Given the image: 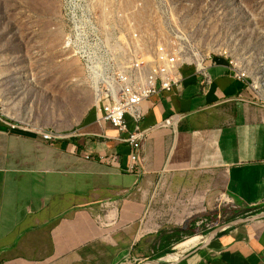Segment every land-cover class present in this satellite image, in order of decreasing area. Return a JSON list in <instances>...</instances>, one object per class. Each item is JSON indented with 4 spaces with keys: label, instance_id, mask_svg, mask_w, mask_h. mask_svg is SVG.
<instances>
[{
    "label": "crops",
    "instance_id": "crops-1",
    "mask_svg": "<svg viewBox=\"0 0 264 264\" xmlns=\"http://www.w3.org/2000/svg\"><path fill=\"white\" fill-rule=\"evenodd\" d=\"M208 65V93L194 68L185 67L178 87L143 104L137 162L125 142L129 134L100 121L95 106L74 131L62 133L33 120L31 105L25 113L0 105V264H124L135 256L156 264H264L262 219L201 236V243L173 261L165 260L171 254L160 257L156 231L138 230L147 200H210L214 178L219 189L227 181L235 188L233 173L264 168V126L223 113L249 101L247 80L231 73L226 57ZM228 121L235 126L229 134L205 135ZM128 127L134 129L130 117ZM43 133L63 138L45 141ZM110 206L122 208L106 216L104 230L96 220ZM117 219L122 228L113 227ZM151 243L158 251L147 256Z\"/></svg>",
    "mask_w": 264,
    "mask_h": 264
},
{
    "label": "rangeland",
    "instance_id": "rangeland-1",
    "mask_svg": "<svg viewBox=\"0 0 264 264\" xmlns=\"http://www.w3.org/2000/svg\"><path fill=\"white\" fill-rule=\"evenodd\" d=\"M168 1L177 6L191 56L226 57L244 76L242 80H247L249 101L239 107L240 112L233 107L223 113L255 118V125L264 126V0ZM65 32L63 0H0V105L17 106L23 113L31 105L33 120L70 133L94 106L95 93L85 81L80 62L64 49ZM60 113L64 117L57 121ZM234 127L232 121L223 122L205 135L221 138ZM231 131L234 136L240 134L235 129ZM233 176L239 187H228L227 181L225 188L219 189V181L213 179L211 186L215 189L211 188L210 200H147L138 230H144L146 235L156 231L161 238L183 232V242L176 244L178 237L171 242L173 255L181 251L179 245L194 237L260 214L248 210L264 208V168ZM255 188L261 195L254 197ZM116 208L121 211L122 206L102 209L96 220L99 228L105 230L106 216ZM113 227L122 228L120 220H114ZM190 232L194 233L192 237L187 235ZM155 244L159 245V239ZM155 244L153 254L149 251L147 256L157 254ZM145 258L130 257L124 264L153 262Z\"/></svg>",
    "mask_w": 264,
    "mask_h": 264
},
{
    "label": "built area",
    "instance_id": "built-area-1",
    "mask_svg": "<svg viewBox=\"0 0 264 264\" xmlns=\"http://www.w3.org/2000/svg\"><path fill=\"white\" fill-rule=\"evenodd\" d=\"M63 19L64 49L80 62L100 121L129 134L125 142L133 162L143 140L146 101L178 87L185 67L194 68L204 93L213 85L208 65L212 58L191 56L177 6L168 0H63ZM230 66L236 78H244L231 61ZM128 117L134 122L132 131ZM42 135L45 141L63 138Z\"/></svg>",
    "mask_w": 264,
    "mask_h": 264
},
{
    "label": "trees",
    "instance_id": "trees-1",
    "mask_svg": "<svg viewBox=\"0 0 264 264\" xmlns=\"http://www.w3.org/2000/svg\"><path fill=\"white\" fill-rule=\"evenodd\" d=\"M251 211H254L255 213H261V212H264V208L262 207H256V208H252L250 210H248V212H251ZM189 236H193L194 233L190 232L189 234H187ZM183 236V232H177V234H168V235H164L162 236L161 238V242H160V249H161V252L159 253L160 254V257H163V256H166L167 254H171L172 253V250H171V242L173 240V238L175 237H178V239H176V244H179L181 242H183V239L184 237L182 238Z\"/></svg>",
    "mask_w": 264,
    "mask_h": 264
},
{
    "label": "bare ground",
    "instance_id": "bare-ground-1",
    "mask_svg": "<svg viewBox=\"0 0 264 264\" xmlns=\"http://www.w3.org/2000/svg\"><path fill=\"white\" fill-rule=\"evenodd\" d=\"M200 240H201V237H199V236L194 237V238L188 240L187 242H185V243L179 245L178 248H179V250L182 251V249L189 248V247H192V246L198 244V243L200 242ZM180 256H181V253H180V252L177 253V254H173V255L171 254V255H169V256H166V257H165V260H166V261H173V260L178 259ZM163 261H164V260H163ZM149 264H154V263H149Z\"/></svg>",
    "mask_w": 264,
    "mask_h": 264
},
{
    "label": "water",
    "instance_id": "water-1",
    "mask_svg": "<svg viewBox=\"0 0 264 264\" xmlns=\"http://www.w3.org/2000/svg\"><path fill=\"white\" fill-rule=\"evenodd\" d=\"M260 219L264 220V212H261L260 214H258L256 216H252V217H249V218H243L241 220H238L234 224H237V225L238 224H246V223H249V222H252V221H256V220H260ZM220 229H222V227L214 230L211 233V237L215 236L219 232ZM154 264H156V263H154Z\"/></svg>",
    "mask_w": 264,
    "mask_h": 264
}]
</instances>
